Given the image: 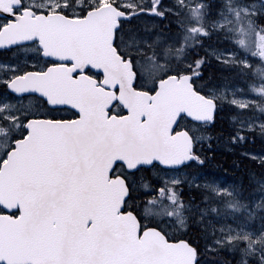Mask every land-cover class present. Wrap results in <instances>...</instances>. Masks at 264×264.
Returning <instances> with one entry per match:
<instances>
[{
    "label": "snow or ice",
    "instance_id": "obj_1",
    "mask_svg": "<svg viewBox=\"0 0 264 264\" xmlns=\"http://www.w3.org/2000/svg\"><path fill=\"white\" fill-rule=\"evenodd\" d=\"M0 264H264V0H0Z\"/></svg>",
    "mask_w": 264,
    "mask_h": 264
},
{
    "label": "trees",
    "instance_id": "obj_2",
    "mask_svg": "<svg viewBox=\"0 0 264 264\" xmlns=\"http://www.w3.org/2000/svg\"><path fill=\"white\" fill-rule=\"evenodd\" d=\"M221 159H227V158L222 156ZM230 171H231V170H229V172H230Z\"/></svg>",
    "mask_w": 264,
    "mask_h": 264
}]
</instances>
